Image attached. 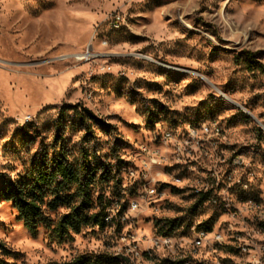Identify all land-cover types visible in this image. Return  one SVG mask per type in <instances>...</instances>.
<instances>
[{
    "label": "rangeland",
    "instance_id": "374dc122",
    "mask_svg": "<svg viewBox=\"0 0 264 264\" xmlns=\"http://www.w3.org/2000/svg\"><path fill=\"white\" fill-rule=\"evenodd\" d=\"M259 64L264 0H0V188L52 157L78 165L86 151L97 172L87 211L107 212L103 228L87 224L61 239L54 227L80 203L76 184L45 186L35 233L0 191V239L15 252L8 260L92 254L131 264L138 249V264H154L168 255L150 248L160 234L220 225L224 214L194 194L200 152L187 148L179 159L164 136L185 135L189 124L219 122L217 152L245 157L247 197L264 201ZM144 146L165 162L145 168ZM230 192L239 197L238 185Z\"/></svg>",
    "mask_w": 264,
    "mask_h": 264
},
{
    "label": "built area",
    "instance_id": "2783aa9c",
    "mask_svg": "<svg viewBox=\"0 0 264 264\" xmlns=\"http://www.w3.org/2000/svg\"><path fill=\"white\" fill-rule=\"evenodd\" d=\"M115 20L122 18L116 15L113 21ZM221 133L222 130L217 128L215 120L211 124L201 126L188 125L185 135L175 136L170 131H164L165 138L172 140L174 152L178 153L179 159L187 148L191 150L187 152L188 155H191L193 150L200 152L194 161L202 168L197 172L203 183L195 189L194 194L202 204L213 207L224 205V212H221L224 214V220L210 231H200L197 226H192L190 235L174 236L171 233H163L155 237L150 248L153 251L164 249L168 253L167 257L160 260V264L167 263V259L178 260L181 243L191 245L189 258L194 264H227L229 260H238L242 264L241 259L237 257V248H246V253L250 255L249 264H264V201L259 198L252 201L236 200V193L230 192V185L249 187L242 173L246 163L245 157H236V153L217 152L220 146L218 136ZM211 147L215 151L210 153ZM141 151L145 155V168L166 160L159 150L144 146ZM149 192L154 193L155 190L150 189ZM136 207L137 205L134 206ZM232 223H240L241 231L232 232ZM218 229H225V236H218ZM130 253L131 264L142 261L141 256H134V249H131Z\"/></svg>",
    "mask_w": 264,
    "mask_h": 264
},
{
    "label": "trees",
    "instance_id": "16d2710c",
    "mask_svg": "<svg viewBox=\"0 0 264 264\" xmlns=\"http://www.w3.org/2000/svg\"><path fill=\"white\" fill-rule=\"evenodd\" d=\"M254 55L250 54V64L252 69ZM259 68L264 71V65L259 64ZM96 167L90 164L88 153L82 154V160L78 165H74L66 160L64 156L52 157L49 161H43V165L33 170L27 177L20 179L5 180L0 191L6 200H11L17 209L19 218L24 225L32 232L37 231L40 216L43 210V196L45 186L52 185L56 178H60L66 184H76L81 196V201L77 205L70 207V210L58 219L54 231L61 239L72 238L74 233H79L87 224L97 225L103 228L106 224V207L102 206L98 211L89 213L91 184L96 178ZM30 178V180H27ZM57 186H60L58 184ZM59 191H57L58 194ZM57 197L49 202L51 208H55L60 201ZM166 234H168L166 232ZM15 255V252L8 248L7 244L0 239V264H15L8 260V256ZM112 257L92 254L80 255L72 260L64 261L60 264H105L111 262Z\"/></svg>",
    "mask_w": 264,
    "mask_h": 264
},
{
    "label": "bare ground",
    "instance_id": "6f19581e",
    "mask_svg": "<svg viewBox=\"0 0 264 264\" xmlns=\"http://www.w3.org/2000/svg\"><path fill=\"white\" fill-rule=\"evenodd\" d=\"M113 23H114L115 27H119L121 20H115V21H113ZM235 104L242 107L247 112H249L242 105H239L237 103H235ZM218 123L215 122V124L217 125V128L219 130H221ZM209 124H211V123H209ZM189 126H191V125L189 124ZM192 126H194V125L192 124ZM239 157H242V156H239ZM238 188H239L238 193H240V195H239V197L236 198V200H241V201H252V200H254V198H252V197H247L246 192H247L249 187H244L243 185H238ZM241 193H242V195H241ZM214 208L217 209L220 213L224 212V205H214ZM213 228H217V227H212V226L207 227V226L202 225L200 227H197V230L210 231ZM240 231H241V224L240 223H232V232H240ZM218 236H225V229H218ZM190 252H191V245H189V243H181L180 255L178 256V260L167 259V263H165V264H194V261H192L189 258ZM134 255L142 257L143 251H140L138 249H134ZM237 257H238V259H241L242 264H249L250 263V255H249V253H246V248H237ZM154 264H160V263H154ZM227 264H240V261L229 260V262H227Z\"/></svg>",
    "mask_w": 264,
    "mask_h": 264
}]
</instances>
